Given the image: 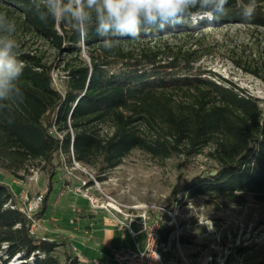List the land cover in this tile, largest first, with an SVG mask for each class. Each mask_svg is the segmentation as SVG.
I'll list each match as a JSON object with an SVG mask.
<instances>
[{
    "label": "trees",
    "instance_id": "16d2710c",
    "mask_svg": "<svg viewBox=\"0 0 264 264\" xmlns=\"http://www.w3.org/2000/svg\"><path fill=\"white\" fill-rule=\"evenodd\" d=\"M43 3L0 0V12L56 54L48 64L19 48L25 62L23 101L0 103V170L19 181L34 171L49 177L34 220L46 212L61 166L75 163L103 174L134 151L165 161L190 158L208 147L216 167L181 188L186 198L242 206L249 194L264 202V102L195 67L194 53L178 52L161 60L158 50L127 49L190 32L206 21L186 16L181 23L142 29L136 40L114 36L118 43L108 50L94 29L80 35L70 24L42 23L36 9ZM242 3L247 0H229L226 14L208 24L264 29V0H257L250 22L243 20ZM55 71L63 74L61 90L55 85ZM17 206L9 187L0 183V264H81L65 239L43 240L31 234L33 221Z\"/></svg>",
    "mask_w": 264,
    "mask_h": 264
},
{
    "label": "rangeland",
    "instance_id": "374dc122",
    "mask_svg": "<svg viewBox=\"0 0 264 264\" xmlns=\"http://www.w3.org/2000/svg\"><path fill=\"white\" fill-rule=\"evenodd\" d=\"M201 19L207 24L194 26L190 32L142 41L127 49L158 50L161 60L178 52L179 55L194 53L195 67L215 73L245 95L264 102V29L240 24L215 27L208 24L209 19ZM15 26L20 49L42 56L48 64L53 62L56 54L46 43ZM82 57L86 59L85 54ZM61 77L62 72L53 73L59 90L62 89ZM215 167L208 147L190 158L182 156L165 161L134 151L119 167L103 174L96 168L75 163L72 167L63 165L53 178L43 224L51 232H61L54 235L58 237L55 240L68 241L63 234L71 237L72 250L79 253L81 260L103 261L116 249L139 250L144 245V235L133 239L130 232L112 224L106 213L92 210L86 198L101 201L109 196L125 206L148 205L161 209L151 211V215L166 225L169 217L165 212H177L178 226L184 227L181 239L188 241L181 244V249L190 261L201 254L214 255L212 246H224L229 237L242 236L252 241L251 246L239 254L242 264H264V202L259 197L244 195V205L226 206L212 199H188L181 192L193 176ZM0 183L9 187L21 206L31 198L45 197L49 177L34 171L19 181L0 170ZM40 220L32 217L34 235L42 238L44 227ZM187 225L191 228H185ZM86 228L91 229L89 236L83 234ZM258 236L261 242L254 245L253 239ZM233 262L231 258L230 264Z\"/></svg>",
    "mask_w": 264,
    "mask_h": 264
},
{
    "label": "clouds",
    "instance_id": "9594fccd",
    "mask_svg": "<svg viewBox=\"0 0 264 264\" xmlns=\"http://www.w3.org/2000/svg\"><path fill=\"white\" fill-rule=\"evenodd\" d=\"M228 4L229 0H44L36 16L45 24H70L80 35L94 29L103 38L102 46L111 50L118 43L114 36L136 40L142 29L181 23L186 16L214 19L226 14ZM257 6V0L241 4L245 22L252 20ZM15 30V22L0 12V103L24 98L20 80L25 62L20 59ZM207 224L211 228V221Z\"/></svg>",
    "mask_w": 264,
    "mask_h": 264
},
{
    "label": "built area",
    "instance_id": "2783aa9c",
    "mask_svg": "<svg viewBox=\"0 0 264 264\" xmlns=\"http://www.w3.org/2000/svg\"><path fill=\"white\" fill-rule=\"evenodd\" d=\"M90 207L94 211L106 213L112 224L121 226L122 230L131 233L133 239L139 235H144V245L142 249L135 252L116 249L111 252L110 262L101 263L99 261H87L77 258L81 264H242L240 252L251 246V239L238 236L231 239L224 246H212L213 254H201L190 261L184 256L181 249V237L183 228L178 226L177 212H165L169 221L167 225L161 219H153L151 211L161 210L148 205L125 206L114 198L104 196V199L97 201L87 197ZM42 197L31 198L21 206H17L19 213L27 219L32 220L33 215L42 205ZM34 222L31 226V234H34ZM185 228H191L187 225ZM165 233V237L162 234ZM218 241V239H216ZM261 239L255 237L253 244H259Z\"/></svg>",
    "mask_w": 264,
    "mask_h": 264
},
{
    "label": "crops",
    "instance_id": "0c3cea01",
    "mask_svg": "<svg viewBox=\"0 0 264 264\" xmlns=\"http://www.w3.org/2000/svg\"><path fill=\"white\" fill-rule=\"evenodd\" d=\"M76 211H78V209H76ZM41 221H42V223H41ZM40 223H41V225L44 227V229H43V231H42V234H41V236H42V238L41 239H43V240H55L56 238H58V237H54V235H58V233H60L61 234V232H58V231H54V232H51L50 230H48L47 228H45V226H44V221H43V217L41 218V220L39 221ZM63 234V233H62ZM83 234L84 235H86V236H89L90 234H91V229L90 228H86L85 230H84V232H83ZM65 237H66V239L68 240V243L71 245L72 244V241H74L71 237H69V236H66L65 234H63ZM143 248V247H142ZM142 248H139V249H142ZM112 252V251H111ZM111 252H110V254H109V256H107L106 258H105V260H103V261H100V260H97V259H95V258H93V259H90V258H88V259H85V260H87V261H99V262H101V263H108V262H110V256H111ZM74 253V252H73ZM74 255L75 256H77V257H81L80 255H79V253H74Z\"/></svg>",
    "mask_w": 264,
    "mask_h": 264
}]
</instances>
